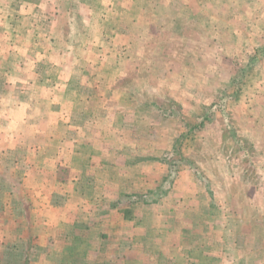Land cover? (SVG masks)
<instances>
[{"label": "crops", "instance_id": "0c3cea01", "mask_svg": "<svg viewBox=\"0 0 264 264\" xmlns=\"http://www.w3.org/2000/svg\"><path fill=\"white\" fill-rule=\"evenodd\" d=\"M59 1L0 0V264H264V195L207 194L184 172L183 194L177 179L154 200L160 164L119 137L144 107L113 81L136 42L116 44L111 0L82 22L57 20Z\"/></svg>", "mask_w": 264, "mask_h": 264}, {"label": "rangeland", "instance_id": "374dc122", "mask_svg": "<svg viewBox=\"0 0 264 264\" xmlns=\"http://www.w3.org/2000/svg\"><path fill=\"white\" fill-rule=\"evenodd\" d=\"M68 1H59L65 14L59 11L57 20L88 19L91 4L96 3L97 13L103 0H78L88 3L81 7L82 18L66 12ZM111 1L112 23L107 28L121 29L116 35L119 46L127 30L139 54V59H133L135 67L118 68L122 73L116 74L114 83L155 86L154 93L149 90L143 98L146 103L140 108L137 134L127 129L119 134L121 148L138 145L145 159L153 156L161 163L154 200H162L177 179H181L177 193L183 194L188 189L184 172L207 194L263 196L264 0ZM90 31L79 27L78 36L91 35ZM237 89L241 91L233 94ZM119 93L112 95L113 100L120 98ZM189 127H194L192 133L183 134ZM167 153L171 164L164 161ZM232 179L250 185H238ZM149 200L144 197V209L152 203ZM129 201L115 204V210L130 211ZM107 224V220L100 223V229Z\"/></svg>", "mask_w": 264, "mask_h": 264}, {"label": "trees", "instance_id": "16d2710c", "mask_svg": "<svg viewBox=\"0 0 264 264\" xmlns=\"http://www.w3.org/2000/svg\"><path fill=\"white\" fill-rule=\"evenodd\" d=\"M246 69L248 70V69H250V67H246ZM133 85L134 84H129V85H127V88L129 89V88H131V89H129L128 91H126L127 93H126V95H127V98H126V96L125 97H123L124 98V101H128V100H131V99H133V98H137V99H140V98H144L145 96H147L146 95V93H147V89H146V87L147 86H144V85H142V86H140V87H138V88H135V87H133ZM133 88V89H132ZM144 91V92H143ZM241 90L240 89H237V90H235V92L233 93V94H235V93H237V92H240ZM140 95V96H139ZM232 96V95H231ZM234 96H236V95H234ZM234 96H232V97H234ZM127 99V100H126ZM152 104L154 103V102H151ZM143 106H145V102H143V104H142ZM199 125V124H198ZM194 129V127H189L188 128V131L186 132V133H183V134H191L192 132V130ZM177 151V150H176ZM175 151V152H176ZM177 153L179 154V152L177 151ZM168 154H170V153H167L166 155V158L164 159V161L165 162H169V164H171L173 161L172 160H170V158H169V156H168ZM151 160H156V161H158V159L157 158H152V157H150L147 161H151ZM144 161H146V159L144 160ZM159 164L161 165V163L159 162ZM170 166V165H169ZM171 169V167H169V172L171 173V174H173L172 173V170H170ZM176 170V169H175ZM169 173V174H170ZM166 177H168V176H166ZM171 180H169V182H170ZM159 188H160V186L158 187V190H159ZM159 191H157V193H158ZM210 192V191H209Z\"/></svg>", "mask_w": 264, "mask_h": 264}]
</instances>
